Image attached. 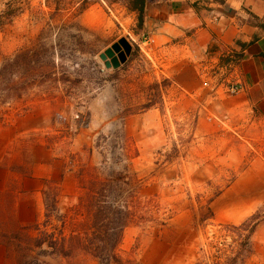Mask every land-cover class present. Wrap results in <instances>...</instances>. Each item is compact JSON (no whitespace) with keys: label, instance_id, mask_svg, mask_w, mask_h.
I'll list each match as a JSON object with an SVG mask.
<instances>
[{"label":"rangeland","instance_id":"1","mask_svg":"<svg viewBox=\"0 0 264 264\" xmlns=\"http://www.w3.org/2000/svg\"><path fill=\"white\" fill-rule=\"evenodd\" d=\"M104 2L32 0L0 16V167L10 174L7 191L0 194V228L12 232L45 219L42 195L24 189L25 178L42 164L50 171L46 179L71 175L77 187V175L84 170L87 178L89 166L103 163L106 173L126 164L143 183L142 197L159 203L160 219L167 223L127 227L119 253L136 264H216L211 242L237 248L225 226L264 209V120L250 112L231 116L229 99L236 94L203 87L202 63H209L208 57L186 59L153 42L144 54L137 34L151 32L148 13L140 27L127 0ZM120 37L132 50L121 70L111 74L113 67L99 55ZM181 68L182 85L175 82ZM117 78L125 89L120 102L112 82ZM151 104L155 114L142 115ZM35 106L48 112V125L21 133L16 121L34 114ZM95 109L103 110L108 124L90 125L88 113ZM79 193L59 197V216H52L46 229L57 233L60 216H65L64 233L78 228L84 217L74 210ZM209 206L213 217L199 222ZM230 247L223 252L231 253ZM33 255L41 264H99L82 251L61 257L34 248ZM217 255L223 263V254ZM20 258L12 250L5 258L0 243V264H21ZM242 264H264V220Z\"/></svg>","mask_w":264,"mask_h":264},{"label":"trees","instance_id":"2","mask_svg":"<svg viewBox=\"0 0 264 264\" xmlns=\"http://www.w3.org/2000/svg\"><path fill=\"white\" fill-rule=\"evenodd\" d=\"M157 0H127L130 10L137 13L138 26L144 23L147 15L146 4ZM235 56H238L234 54ZM240 58V56H238ZM226 56L221 60L226 61ZM121 136H125L123 133ZM125 146L122 145V152ZM138 156L134 147L133 156ZM89 166L90 174L83 177L82 170L78 175V184L81 193L74 210H78L84 217L78 223V228H72L68 234L64 233L65 216H60L61 228L57 233L46 229L52 216L58 214V197L60 194L61 179H46L41 190L44 204V220L20 225L12 232L0 228V243L5 248V258L9 257L11 250L20 252L21 264H41L33 255L34 248L42 253H49L61 257H71L82 251L97 260L99 264H136L130 258H124L118 251L127 227L139 226L143 222L153 221L160 227L166 225V219H160V206L154 198L142 197V181L136 179L135 173H129L125 164L121 171L104 172V167ZM0 191V194L6 192ZM217 195L211 198L212 201ZM264 207V204H263ZM264 209L258 208L246 217L240 224L226 225L224 230L230 231L237 242V248L226 245L218 240L211 242L215 249L212 261L216 264H242L251 250V237L256 226L264 220ZM213 217L211 207L199 217L204 222ZM31 231L36 234L32 235ZM46 246L48 249H43ZM230 247L231 253H224ZM223 254V263H220ZM211 255V254H210ZM208 255V258L211 256Z\"/></svg>","mask_w":264,"mask_h":264},{"label":"crops","instance_id":"3","mask_svg":"<svg viewBox=\"0 0 264 264\" xmlns=\"http://www.w3.org/2000/svg\"><path fill=\"white\" fill-rule=\"evenodd\" d=\"M146 10V25L151 30L148 35L152 37L155 48L170 51L177 49L186 59L188 55L199 59L220 58L228 54L240 56L237 72L244 90L229 99V114L238 117L250 112L259 121L264 120V0H157L147 3ZM143 35L137 34L138 40ZM123 64L108 69V72L112 74L121 70ZM160 72L165 73L164 70ZM176 74L175 82L182 85L186 79L183 68ZM112 82L118 89L119 97L125 89L120 88L118 78ZM117 100L120 102L122 98ZM35 107L38 109L34 114L28 112L19 122L16 121L21 133L44 130L48 125V112L45 113L42 107ZM155 109L151 104L142 115H154ZM34 115L36 118L32 119ZM88 117L90 125L100 127L108 124L103 123V110H90ZM47 167L42 164L36 169L38 172L26 177L24 189L42 195L41 190L50 172ZM9 177L8 171L0 167V191L8 187ZM59 178V197L62 194H77L80 188L76 186L73 176L64 175Z\"/></svg>","mask_w":264,"mask_h":264},{"label":"built area","instance_id":"4","mask_svg":"<svg viewBox=\"0 0 264 264\" xmlns=\"http://www.w3.org/2000/svg\"><path fill=\"white\" fill-rule=\"evenodd\" d=\"M32 0H0V16L3 15L9 7L18 6ZM105 4L104 0H99ZM128 36L132 38L131 34ZM153 42L152 37L149 35H143L137 45L148 55L150 48L148 45ZM146 49V50H145ZM226 61H222L220 58H209V63H202V75L206 78L203 79L202 85L204 88H209L216 94L234 95L244 90V84L241 81L237 69L240 62V58L234 54H228ZM214 79V82L210 79ZM78 116V115H76Z\"/></svg>","mask_w":264,"mask_h":264},{"label":"water","instance_id":"5","mask_svg":"<svg viewBox=\"0 0 264 264\" xmlns=\"http://www.w3.org/2000/svg\"><path fill=\"white\" fill-rule=\"evenodd\" d=\"M132 50V45L125 37H120L117 41L107 47L99 57L103 60L107 68H118L125 63Z\"/></svg>","mask_w":264,"mask_h":264}]
</instances>
